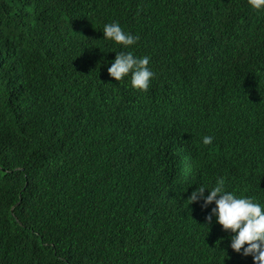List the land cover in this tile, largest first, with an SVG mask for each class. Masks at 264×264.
<instances>
[{
    "label": "trees",
    "instance_id": "obj_1",
    "mask_svg": "<svg viewBox=\"0 0 264 264\" xmlns=\"http://www.w3.org/2000/svg\"><path fill=\"white\" fill-rule=\"evenodd\" d=\"M113 21L146 91L107 71ZM263 152L264 8L0 0V264H255L187 197L220 176L263 203Z\"/></svg>",
    "mask_w": 264,
    "mask_h": 264
},
{
    "label": "clouds",
    "instance_id": "obj_2",
    "mask_svg": "<svg viewBox=\"0 0 264 264\" xmlns=\"http://www.w3.org/2000/svg\"><path fill=\"white\" fill-rule=\"evenodd\" d=\"M248 5L256 10L264 8V0H247ZM103 38L122 46L116 51L114 60H110L107 68L111 77L117 81L130 75V84L134 89L146 91L155 73L149 67L148 55L136 56L131 45L139 39L130 31H125L119 22L104 23L102 27ZM127 49L128 51H125ZM214 137L205 135L201 142L209 145ZM256 159L261 165V175L264 178V159L262 155ZM246 190L260 197L263 203L255 197L244 194L237 195L226 190V182L218 176L211 187L199 185L187 197L189 204L203 201L202 207H207L214 202L206 220L211 222L212 217L223 229L231 232L230 247L241 255H252L255 264H264V181L263 185L255 182H243ZM205 189L208 193L205 194Z\"/></svg>",
    "mask_w": 264,
    "mask_h": 264
}]
</instances>
